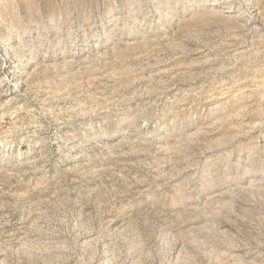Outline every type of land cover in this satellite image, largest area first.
I'll use <instances>...</instances> for the list:
<instances>
[{
	"label": "rangeland",
	"instance_id": "rangeland-1",
	"mask_svg": "<svg viewBox=\"0 0 264 264\" xmlns=\"http://www.w3.org/2000/svg\"><path fill=\"white\" fill-rule=\"evenodd\" d=\"M0 264H264V0H0Z\"/></svg>",
	"mask_w": 264,
	"mask_h": 264
},
{
	"label": "bare ground",
	"instance_id": "bare-ground-1",
	"mask_svg": "<svg viewBox=\"0 0 264 264\" xmlns=\"http://www.w3.org/2000/svg\"><path fill=\"white\" fill-rule=\"evenodd\" d=\"M170 13V12H169Z\"/></svg>",
	"mask_w": 264,
	"mask_h": 264
}]
</instances>
